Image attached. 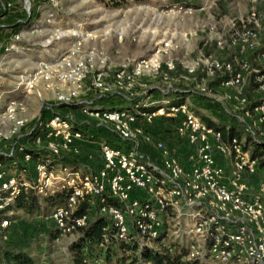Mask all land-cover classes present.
I'll return each mask as SVG.
<instances>
[{
  "label": "rangeland",
  "instance_id": "obj_1",
  "mask_svg": "<svg viewBox=\"0 0 264 264\" xmlns=\"http://www.w3.org/2000/svg\"><path fill=\"white\" fill-rule=\"evenodd\" d=\"M29 1L12 0L9 7L6 0H0V154L20 156L23 147L48 154L46 143L34 142L33 133L44 116L59 112L84 130L83 140L74 148L77 150L62 151L60 158L84 169L98 168L100 143L108 137L117 138V134L113 125L91 119L80 109L94 99L98 100L93 106L107 108L110 100L120 104L127 100L126 107L186 100L216 121L237 124L242 137L248 139L240 117L249 120L245 112L264 99V18L253 47L235 39V28L252 10L263 16L264 0ZM18 23L19 27L15 26ZM54 60L60 63L50 68L59 70L39 78L28 90V74ZM213 60L233 61L242 68V82H226L227 77L211 67ZM139 62L144 67L131 84H116L102 96L93 83L97 72L103 71L108 78ZM60 71H72L75 79H58ZM74 88L78 91L73 105L62 104L59 94ZM244 97L247 104L242 105ZM9 106L14 108L15 120L8 114ZM251 115L255 118L254 112ZM16 120H24V125L13 132ZM155 124H146L145 134L176 144L170 131L166 136L158 132V126L164 124ZM257 133L264 140V125ZM140 148L146 154L154 151L153 143L144 137ZM30 167L32 177L34 163ZM18 213L10 226L0 228L2 245L29 250L38 264H71L70 247L80 232L59 233L51 214L25 218ZM168 239L173 241L171 236ZM206 264L220 263L213 260Z\"/></svg>",
  "mask_w": 264,
  "mask_h": 264
},
{
  "label": "built area",
  "instance_id": "obj_2",
  "mask_svg": "<svg viewBox=\"0 0 264 264\" xmlns=\"http://www.w3.org/2000/svg\"><path fill=\"white\" fill-rule=\"evenodd\" d=\"M12 4V0L5 2L9 7ZM261 17L264 14L252 10L238 20L235 39L243 46L253 47L259 39ZM63 61L70 64L67 59ZM55 63L60 60L43 62L36 72L29 73L27 89L33 88L39 78L58 71L50 68ZM141 63L121 68L108 78L103 71L97 72L93 83L103 96L116 84L133 83L144 67ZM211 67L223 73L228 83L242 82V68L233 61L213 60ZM72 71L57 72L58 79H75ZM77 91L74 88L62 92L58 99L64 105H73ZM96 100L86 102L80 109L91 119L113 125L121 146L101 142V163L96 169L64 162L60 158L62 151L77 150L74 148L83 140L84 130L72 119L54 112L44 124L43 134L33 139L37 144L46 143L48 154L36 149L35 159L23 147L20 156L12 155L7 163L0 162V228L13 222L3 218L2 211L22 187L34 189L39 197L65 192V203L51 214L59 233L80 232L100 215L113 229L112 236L105 231L101 245L113 237L126 242L135 240L140 249L159 245L169 248L171 236L173 241L187 246V259L202 264L213 260L220 264H264V168L259 158L245 149L248 139L234 136L225 140L222 132L205 124L186 100L122 109L93 106ZM240 103L247 104V98ZM13 112L9 106L8 114L15 120ZM245 115L249 120L240 117V121L246 133L255 141L262 140L257 132L264 125V99ZM160 116L177 120L176 144L145 134V125ZM23 125L24 120H16L13 132ZM141 137L153 143L152 154L140 148ZM30 163H34L32 177L28 174ZM83 202L88 203V211L77 214Z\"/></svg>",
  "mask_w": 264,
  "mask_h": 264
},
{
  "label": "trees",
  "instance_id": "obj_3",
  "mask_svg": "<svg viewBox=\"0 0 264 264\" xmlns=\"http://www.w3.org/2000/svg\"><path fill=\"white\" fill-rule=\"evenodd\" d=\"M15 26L19 27V23L15 24ZM112 98L115 99L114 96L108 97V99ZM126 102L127 100H124L123 104ZM117 103L118 100L117 102H115V100H110V107L108 108H126L122 102L121 104ZM149 110H152V108H149ZM194 110L205 124L209 127L220 130L225 140L234 136L239 138L242 137L243 131L237 124L227 126L222 123V121H216L210 117V115L202 113L198 109ZM47 116L48 117H43L44 122H42V124L34 131L33 136L43 134L44 124L50 119L51 114H48ZM156 122L164 124L163 127L158 126V132L164 133L166 136V132L170 131L171 135L169 136H171L173 140H176V119L160 116L157 117L153 123H151V126L156 127ZM243 130L245 131L244 128ZM105 140L112 146H121L117 138L108 137ZM244 146L245 149H250L253 157L259 158L260 167L264 168V140L255 141L249 136L248 143L244 144ZM27 150H30L33 153V157L35 159L38 158L36 149ZM8 160L9 158L7 156L0 154V162L7 163ZM65 201V192H58L44 197H39L35 193L34 189H25L22 187L15 200L2 211V217L15 220L17 216H19L17 215L19 214L18 212H21L25 218H34L41 215L47 216L52 214V209L63 205ZM87 211L88 203L83 202L79 205L77 214H82ZM107 230L112 236L113 229L110 226L109 221L100 215H96L94 221H92L88 226L82 228L80 230V238L70 247L71 264H202L197 260H189L186 258L188 248L180 241H171L172 243L169 248L159 245L157 248L145 247L140 249L139 244L135 240L126 242L116 240L111 237V240L108 243L101 245L103 241V234ZM0 264H38V260L27 249L5 246L0 243Z\"/></svg>",
  "mask_w": 264,
  "mask_h": 264
}]
</instances>
